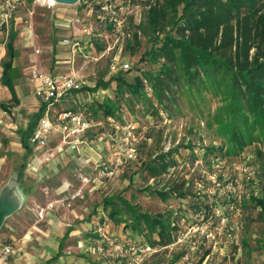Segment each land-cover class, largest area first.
I'll list each match as a JSON object with an SVG mask.
<instances>
[{
    "label": "rangeland",
    "instance_id": "374dc122",
    "mask_svg": "<svg viewBox=\"0 0 264 264\" xmlns=\"http://www.w3.org/2000/svg\"><path fill=\"white\" fill-rule=\"evenodd\" d=\"M108 1L113 8L106 15L110 17L114 12L124 21L121 37L113 33L109 20L101 18L98 0H81L75 6L56 7L37 0L32 4L19 3L11 21L17 22L16 27L21 32L19 69L24 78L58 69L76 71L95 86L91 89L95 90L98 81H108L122 72L113 73L114 63L131 65L132 70L123 71V76L132 83L137 77L145 78L146 73L156 71L157 66L140 59L152 47L151 37L145 30L150 5L163 4L164 0ZM58 16L65 22L58 20ZM60 23L63 28H58ZM0 32L6 40L8 29L0 28ZM135 34H138L137 39ZM65 40L79 41L83 53L73 54L71 44H63ZM180 78L182 85L174 89L176 101L165 103L164 107L156 103L147 82L143 93L146 99L126 89L121 94L116 92L115 82L104 91L103 97L112 102L113 117L120 126L115 141H111L110 135L105 140L116 144L115 149H105V159L121 157L129 127L134 128L133 134L138 140V158L127 162L121 157L123 162L112 178H103L91 167L86 170L90 175L84 178L79 175L76 160L67 157L61 171L72 184L60 193L57 189L62 183L60 177L52 178L50 186L54 190L50 189L49 196L41 190L42 182L26 177L27 187L32 186L37 192V205L29 204L5 221L0 231V256L7 246L16 251L6 264H39L41 261L45 264V257L25 255L22 243L36 226L46 228L43 221L53 211L59 217L74 215L75 218V211L79 213L88 225L74 226L83 227L82 234L90 236V240L83 242H88V247L96 245L101 249L97 253L81 250H71L69 255L61 253L68 258L64 264H264V246L260 244L264 241V215H259V210L248 202L264 194V121L250 115L239 96H233L231 80L201 76L198 86H194L187 76ZM79 96L85 103L91 99L86 93ZM147 99H151L152 108ZM73 104L65 103L70 108ZM100 105L96 101L85 108L102 120L106 113ZM77 107L81 109L82 105L77 104ZM0 115L1 192L8 183L18 186L14 176L23 160L9 159L7 155L17 147L14 144L18 142L16 132L25 126L26 119L20 118L16 107L7 111L0 108ZM236 129L243 137L241 148L232 141ZM112 132L113 128H108V133ZM213 147L220 151L210 153L208 149ZM170 151H174L178 166L170 174L153 179L147 165L157 164L159 156ZM86 172L81 171V174ZM173 172L172 179L180 190L187 191L188 197L183 199L175 194L164 202L156 192L167 188ZM119 197L153 216L172 214L180 225V231L175 233L176 242L166 247L155 246L156 236L134 234L127 231L124 224L114 223L108 217L109 211L104 210V203L111 199L119 202ZM18 198L22 206L25 197L22 194ZM197 204H202L199 212L194 210ZM207 205L211 206L210 211ZM35 232L38 231L35 229ZM27 241H30L28 251L39 242L34 235ZM149 247L151 251H147Z\"/></svg>",
    "mask_w": 264,
    "mask_h": 264
},
{
    "label": "trees",
    "instance_id": "16d2710c",
    "mask_svg": "<svg viewBox=\"0 0 264 264\" xmlns=\"http://www.w3.org/2000/svg\"><path fill=\"white\" fill-rule=\"evenodd\" d=\"M22 1L29 4L34 2ZM145 30L151 37L152 47L140 61L151 62L158 69L146 73L145 78L137 77L135 83L128 82L122 71L108 81H98L95 90H107L115 82L116 92L121 94L126 89L132 95L146 99L143 93L147 82L156 103L164 107L165 103L176 101L174 89L182 85V75L187 76L194 86H198L201 76L221 77L222 80H231L233 96H239L247 112L264 121V0H164L163 4L150 5ZM15 37L16 33L11 32L8 60L3 64L4 83L11 89L16 56ZM135 37L137 39L138 34ZM105 99L92 103L98 101L101 104L100 108L106 113L104 120L113 116L115 111L110 99ZM147 100L152 108L151 99ZM44 111L45 107L42 106L33 117L29 130L24 133L26 147ZM242 138L238 129L233 131L232 141L238 148L244 145ZM208 150L213 154L220 151L216 147ZM173 154L174 151L163 153L157 164L147 165L153 179H159L176 169L178 161ZM174 174H171L167 188L156 192L164 202L175 194L183 199L188 197L187 191L180 190L172 179ZM119 200L111 199L104 203V210L109 211L108 217L114 223L124 224L125 229L134 234L148 238L156 236L158 241L153 242L155 246L166 247L176 242L175 233L180 231V225L172 214L153 216L142 212L125 198L119 197ZM248 202L259 210V215H264V194L252 197ZM205 207L211 210V206ZM201 209L202 204L194 208L196 212ZM260 244L264 246V241Z\"/></svg>",
    "mask_w": 264,
    "mask_h": 264
},
{
    "label": "built area",
    "instance_id": "2783aa9c",
    "mask_svg": "<svg viewBox=\"0 0 264 264\" xmlns=\"http://www.w3.org/2000/svg\"><path fill=\"white\" fill-rule=\"evenodd\" d=\"M37 1H42L43 4H47L49 7L59 5L56 3L55 6H51L47 0ZM22 2V0H0L1 29L8 27L13 15L12 12ZM98 7L101 18L109 20L110 25H113V33L117 37L124 35V21L120 19L121 17L114 12L110 17L106 15L113 8L111 3L108 0H98ZM72 24L75 26L76 21L72 22ZM85 32H88V30L86 29ZM64 44H71L72 52L75 55L78 51L83 53L79 41L65 40ZM84 57L88 58L86 54H84ZM130 69L131 65L129 63H122L121 65L114 63L112 66L113 73H117L119 70L129 71ZM37 78L40 81V86L36 92V97L40 101V107H45V111L29 140L32 146L50 152L51 156H53V153L57 155L71 153L82 157L89 151L94 152L97 156L95 170L99 171L103 178H112L116 174L118 167L123 162L122 158L127 162L135 161L138 158V140L133 134V127H129V131L124 137L126 147L122 151V154L120 153L122 158L107 161L103 155L105 149L116 148L115 143L110 144L105 140L110 135L112 137L111 141H115V137L119 135L120 126L113 116L108 117L106 120L95 119L89 108H85V106L90 103L92 104L95 100H103V94L106 90H91L95 86H92L83 75L76 71L60 75L39 73ZM82 93L91 95L89 102L85 103L79 99H74V95H81ZM99 94H101L100 97L94 98V96ZM69 102L71 104L75 103L73 107L70 108L65 105V103ZM77 104H81L82 108H78ZM63 106H67L68 108H63ZM111 127L113 128V132L109 134L108 128ZM53 141L57 143L53 145ZM88 180L86 179V181ZM94 250L96 249H90V251ZM147 251H151V248H147ZM15 252L12 247H5L0 256V264H6L8 257L15 254Z\"/></svg>",
    "mask_w": 264,
    "mask_h": 264
},
{
    "label": "crops",
    "instance_id": "0c3cea01",
    "mask_svg": "<svg viewBox=\"0 0 264 264\" xmlns=\"http://www.w3.org/2000/svg\"><path fill=\"white\" fill-rule=\"evenodd\" d=\"M58 20H62L65 22V19L61 18L60 16H58ZM16 23L15 21L10 20L8 27H6V29H8L6 40L0 32V108H3L7 111L11 107H16L19 110L20 118L26 119L25 126L23 125V127H20L16 132V135L18 136V142H15L14 144L17 147L13 152H11L10 155H7V158L9 159L23 160L22 166L17 168L16 175L14 176V182L18 184V190L25 197V200L21 207L22 210L28 208L29 204L31 206L37 205V202L35 201L37 192H34L32 186L29 187L28 185L27 187V185L25 184L26 177H33L36 178L39 182H42L41 190H44L47 196H49V194L51 193L50 189L52 191L54 190L50 186L52 178L60 177L62 183L57 189L60 193L65 192V190L72 183L68 181L69 179L67 177L63 176L67 174L61 171V166L66 165V162L63 160L67 157L75 159L77 162L75 166L77 167L78 172H80L79 175L85 178L86 176L90 175L89 172H86L88 167L95 169V161L97 160V156L94 152L91 151L87 152L82 157H79L78 155L76 156L75 154L71 153H65L62 155L53 153V156H51L50 152L42 149H37L32 146L30 142H28L27 147L24 145V133L29 130L33 117L39 112L41 108L40 106L38 107V103L40 104V101L36 97V92L40 86V81L37 76L33 78L29 77L26 80L19 69V62L22 58L21 51L19 49L21 32L20 29L16 27ZM63 23L57 24L58 28H63ZM11 32L16 33V37L14 40V51L16 53V56L13 61L14 73L12 89L9 85H6L4 83L3 66V64L8 60V45L10 42ZM65 73L69 72H61V70L58 69L54 70L53 72H49L48 74L60 75ZM76 99L80 100V96L77 95ZM56 143V141H53V145ZM47 158H49V160H47ZM81 171L86 173L81 174ZM93 188L96 189L97 185H94ZM57 209H59V207H57ZM74 214L75 218L74 215H69L67 217L61 215V217H59L58 213H56L55 211H53L52 213L49 212L47 218L45 219L46 221H43L47 225L46 228L41 229L40 227L39 229L38 226H36L34 228V231L27 236V238H33L34 235V238L39 241L38 243H35L33 247H30L32 248L31 251H28L30 241L28 242L27 238L23 241L22 251H24V253L26 252L25 255L32 256V258H39V256L45 257V264H64V260H66L67 258L62 256L61 253L64 252H66V254L68 255L71 253V250H81V252L88 251L91 253L101 252L100 249L98 250V248L100 247L96 245H91L88 247V242H83L84 240H90V236L88 235V233L82 234L83 227H78L80 230L76 227L78 225H88V222L84 221V218L80 217L79 213H77L76 211ZM38 222L37 223L39 225L41 222L40 220ZM69 223H73V226ZM74 224L76 227L74 226ZM67 225L70 226L66 227ZM35 229L38 232H35ZM80 242L81 244L78 247L77 243ZM91 248L96 250L90 251ZM39 264H43L42 261Z\"/></svg>",
    "mask_w": 264,
    "mask_h": 264
},
{
    "label": "water",
    "instance_id": "95a60500",
    "mask_svg": "<svg viewBox=\"0 0 264 264\" xmlns=\"http://www.w3.org/2000/svg\"><path fill=\"white\" fill-rule=\"evenodd\" d=\"M55 2L59 5L75 6L80 3V0H55ZM20 196L22 193L13 182L0 192V231L5 221L21 209V201L18 198Z\"/></svg>",
    "mask_w": 264,
    "mask_h": 264
},
{
    "label": "bare ground",
    "instance_id": "6f19581e",
    "mask_svg": "<svg viewBox=\"0 0 264 264\" xmlns=\"http://www.w3.org/2000/svg\"><path fill=\"white\" fill-rule=\"evenodd\" d=\"M47 2H48L49 5H51V6H55V5H56L55 0H47Z\"/></svg>",
    "mask_w": 264,
    "mask_h": 264
}]
</instances>
